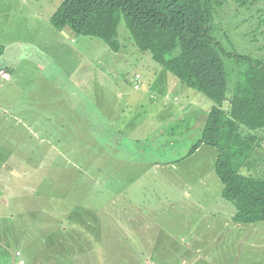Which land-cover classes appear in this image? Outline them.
<instances>
[{"label":"rangeland","instance_id":"374dc122","mask_svg":"<svg viewBox=\"0 0 264 264\" xmlns=\"http://www.w3.org/2000/svg\"><path fill=\"white\" fill-rule=\"evenodd\" d=\"M63 1L0 0V48L8 46L19 79L0 77V152L9 145L7 159L19 155L2 172L0 226L8 221L10 233L0 232V264H16L8 259L13 246L27 264H264V222L240 228L220 219L236 209L222 194L217 149L202 144L190 154L212 101L139 50L124 18L121 51L80 35L69 39L66 68L41 60L42 71L39 61L21 60L15 42L44 49ZM70 17L76 26L84 20L65 10ZM215 25L225 50L264 61V0H223ZM36 50L27 53L42 56ZM91 62L104 74L93 67L84 91L69 71ZM226 63L237 80L246 62ZM92 116L100 121L93 128ZM260 151L255 175L264 171Z\"/></svg>","mask_w":264,"mask_h":264},{"label":"trees","instance_id":"16d2710c","mask_svg":"<svg viewBox=\"0 0 264 264\" xmlns=\"http://www.w3.org/2000/svg\"><path fill=\"white\" fill-rule=\"evenodd\" d=\"M222 2L65 0L53 24L60 29L69 25L77 36L99 38L118 52L124 18L139 50L150 52L182 83L209 98L212 106L204 130L190 154L202 144L217 149L215 169L224 185L223 197L236 209L232 219L241 225L254 224L264 222V171L261 175L249 171L256 169L264 150V61L227 51L215 37V8ZM69 8L83 16L79 26L71 17L65 18ZM232 59L246 62L237 80L226 63ZM85 243L84 252L90 244ZM18 258L24 259L22 252Z\"/></svg>","mask_w":264,"mask_h":264},{"label":"crops","instance_id":"0c3cea01","mask_svg":"<svg viewBox=\"0 0 264 264\" xmlns=\"http://www.w3.org/2000/svg\"><path fill=\"white\" fill-rule=\"evenodd\" d=\"M63 3H64V1L60 4V7L58 9H55L51 13L50 23H49L50 31L47 34L49 42L45 46L44 49H41L40 51H37L36 48H38V46L34 42L32 44H28L30 42H28L26 40H21V41H16L15 42V44H19L18 46L21 47V49H22L21 50V54H20L21 60H25V61H28V62L39 61L38 66L40 67V69L42 71L45 70L44 67H43L45 65L42 64L41 60H44L46 62H51L52 64H56L57 63V64L61 65L62 68L68 67L66 61H69L70 59L66 55V51L68 50V47L71 45V42H70L69 39L72 38L73 40H75L76 37H77V34L70 29L69 25H67L65 29L64 28L60 29V28H58L57 26H55L53 24V17L55 16L57 11L61 10V7H62ZM40 36H41V34H40ZM30 48L33 49V50H36L38 53L42 54V56L34 57L33 55H30L29 53H27V49H30ZM7 49H8V46H3V47L0 48V51H1V53H0V63H1L0 69H6L7 71H9L10 74H11V78L9 80H4V79H2V80L5 81V82H14L15 84H17L19 79L14 76V71H15L14 70L15 67H13L14 62H13L12 59H7L5 57ZM75 54H76V52L73 55L75 56ZM86 59L87 58H86V56L84 54V61H86ZM93 65H94L93 62H91L89 65H87L86 63H84V64H80L79 63V64L73 66L74 70H70L69 71L71 76L73 77V79H75L83 87L84 91H86L88 85L92 81V79H90V81H88V77L92 73V66ZM94 67H96V66H94ZM101 67L103 68V65H101L99 68L96 67V69L99 70V74L97 75L98 78H99L100 75L104 74V70H102ZM158 73L159 72L157 71V69H155L153 71L154 76H155V74H158ZM166 74H168V73H166ZM97 77H95V79ZM46 80H47L46 84L48 85L49 84V80L48 79H46ZM35 81H36L35 79H30V82H32V83L35 82ZM169 81L171 82L169 84L174 85V86H178V82H180L181 80L180 81H178V80H169ZM42 83H45L43 81V79H42ZM50 84L52 85L53 82H50ZM43 89H45V88H43ZM167 96L168 95H164L163 97L165 99H167ZM46 100H47L46 104L49 105V100L48 99H46ZM211 106H212V104L210 105V108H211ZM181 107H183V106H181ZM38 111H39V106L36 105L35 108L31 107V114L32 115L33 114H37ZM91 115L92 114L90 112H88V111L85 112V116H91ZM92 118H93V116H92ZM79 121L82 122V117L79 119ZM98 122H100V121H98V120L96 121L95 119H93V120L90 119L89 123H90L91 128H93L94 124L98 123ZM41 141L43 142V139H41ZM3 144H4V142L0 143V146H2ZM7 147L2 152H0V204L2 203L1 198L3 197L1 189L3 188V190H4V185H3L4 184V178L2 177V175H3L2 172H3V170H5L4 168L9 165V163H11V164L15 163L16 160L14 159V157L19 156V155L13 154V155H11L13 159H7V155L9 157V155L11 154V151L10 152L7 151ZM35 157H37L35 154L27 153V157L26 158H35ZM12 171H13L14 174H16V176H21L19 171L15 170V169H12ZM23 195H24V193H22V196ZM27 196H29V195H26L25 197H27ZM29 204H32V203H29ZM228 214L224 215V216L220 215V219L222 221H224V222L225 221L226 222L229 221L228 222L229 224H233V223L236 224V222H234L233 219H232V216H233L234 212L230 211V214L229 215ZM11 223L15 224V213L12 214ZM7 224H8V221H6L5 223H3L0 226L1 234L5 233V236L10 233V231H5V228L7 227ZM238 226L241 228L242 225L239 224ZM240 228H238V229H240ZM21 234H22V230L16 233V236H17L18 239H20ZM145 237L146 236H144V238ZM146 238H149V237L147 236ZM151 243L154 246V243H156V241L154 239H152ZM145 244L147 245L146 241H145ZM8 247H9V245H8ZM9 250H10V252L8 254L9 262H12V260L14 262L16 260V264L19 262V258H18V256H16V252L17 251H21L22 255H23V258L27 259L25 257V255H24V252L21 250V248H17V247L13 246ZM20 260H21V258H20Z\"/></svg>","mask_w":264,"mask_h":264},{"label":"built area","instance_id":"2783aa9c","mask_svg":"<svg viewBox=\"0 0 264 264\" xmlns=\"http://www.w3.org/2000/svg\"><path fill=\"white\" fill-rule=\"evenodd\" d=\"M0 77L4 80H9L11 78V74L9 71H7L6 69H0ZM137 78L138 80L136 81L135 83V89H138L140 88V83H141V80H140V76L137 75ZM16 255L19 257L21 256V252L20 251H17L16 252ZM20 263L21 264H24L25 263V260L24 259H21L20 260Z\"/></svg>","mask_w":264,"mask_h":264}]
</instances>
